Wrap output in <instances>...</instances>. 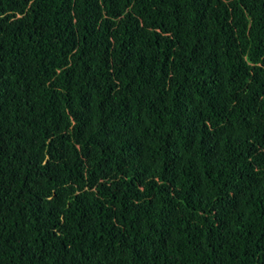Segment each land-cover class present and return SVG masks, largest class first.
<instances>
[{
    "label": "trees",
    "instance_id": "trees-1",
    "mask_svg": "<svg viewBox=\"0 0 264 264\" xmlns=\"http://www.w3.org/2000/svg\"><path fill=\"white\" fill-rule=\"evenodd\" d=\"M0 264H264V0H0Z\"/></svg>",
    "mask_w": 264,
    "mask_h": 264
}]
</instances>
